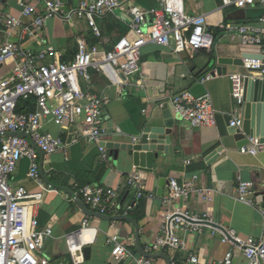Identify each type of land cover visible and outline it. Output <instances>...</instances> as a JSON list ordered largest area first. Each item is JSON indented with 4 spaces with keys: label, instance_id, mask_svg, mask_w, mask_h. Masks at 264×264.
I'll list each match as a JSON object with an SVG mask.
<instances>
[{
    "label": "crops",
    "instance_id": "crops-1",
    "mask_svg": "<svg viewBox=\"0 0 264 264\" xmlns=\"http://www.w3.org/2000/svg\"><path fill=\"white\" fill-rule=\"evenodd\" d=\"M30 1L3 0L2 6L12 16L18 17L19 2ZM67 1L70 7H75L83 0ZM120 1L124 4L133 2L147 10L160 5V0ZM185 9L189 15L205 16L214 40L211 50L176 53L173 42L168 46L149 44L142 49L141 69L135 76H122L113 82L105 75L92 71L90 80L80 77L79 84L108 102L102 118L108 143L134 142L154 117L162 124V105H168L172 113L171 98L184 91L195 96L206 93L212 96L217 112L216 125L191 128L188 122L173 116L176 121L171 135L174 154L160 153L154 173L142 172L146 186L143 197H139L138 191L127 184L130 174L137 171L132 154L107 149L108 161H102L98 147L81 136L82 124L73 126L71 143L69 136L72 126L61 128L52 123L44 125L43 130L55 138H61L64 147L53 155H45L43 168L48 180L74 193L76 186L113 188L116 198L106 215L132 218L139 227L140 242L146 252L151 251L157 239L164 234L163 226H166V233L182 239L184 246L153 254H168L173 264H180L190 256H197L200 264H219L229 254L232 264H248L242 243L248 238L260 237L264 227V214L261 211L264 208V151L255 156L242 154L236 139L229 135L225 117L233 115L235 100L228 77L245 74L246 70L243 66H229L227 75L220 76L217 59L240 58L242 50L240 40H232L221 26L255 23L264 11L259 6L223 8L221 0H185ZM97 22L101 35L98 39L86 24L52 19L41 35L42 44L33 42L30 46L34 50H52L57 53V60L70 62L79 51V39L99 44L108 51L120 39L134 38L129 28L130 15L125 9L106 14ZM54 61V58L48 57L45 64L50 65ZM208 73L215 74L214 78L201 84L200 80ZM219 148L222 151L218 158L213 162L208 161ZM28 172L29 161L22 160L11 185L24 186L32 193L39 192L38 185L28 179ZM172 178L178 180L180 185L191 184L193 191L186 200L165 204ZM240 178L254 185L250 197L252 203L238 200ZM161 179H166L163 196L158 193ZM151 194L152 197L149 196ZM178 206L193 213H208V219L203 222L220 228L199 224L201 231L195 233L173 229L164 221L166 214L174 212ZM86 217L67 192L57 189V192L44 195L38 220L39 229L51 226L53 230V237L45 245V255L50 264H74L69 239L75 240L84 249L91 248L90 257L78 264H141L142 256L135 242L137 230L133 223L89 217L90 227L80 232ZM113 236L127 243L130 252L127 258L121 259L112 254L113 246L108 241ZM224 236H228V242H223ZM151 260V264H168L164 259Z\"/></svg>",
    "mask_w": 264,
    "mask_h": 264
},
{
    "label": "built area",
    "instance_id": "built-area-1",
    "mask_svg": "<svg viewBox=\"0 0 264 264\" xmlns=\"http://www.w3.org/2000/svg\"><path fill=\"white\" fill-rule=\"evenodd\" d=\"M0 0V134L24 133L46 156L64 147L61 138L53 137L43 130L48 123L61 128L82 124L80 134L89 143L98 147L102 161H108V133L102 118L107 100L90 90L83 89L77 79L79 75L90 80L91 73H100L115 82L120 77H133L140 72L142 49L154 44L168 46L174 43L176 53L211 50L213 35L208 30L205 16H192L186 12L185 0H160L157 8L147 10L131 2L120 0H83L70 7L67 0H32L19 2L20 15L12 16L4 10ZM223 8L245 9L259 6L264 11V0H221ZM125 9L130 15L129 28L134 38L117 41L106 51L99 44H90L79 39V51L70 62L57 60L52 50H34L30 44H42V33L52 19H62L75 24H86L95 38H100L98 19L116 10ZM232 40L239 39L243 47H258L263 59H245V74L229 76L235 109L231 126L242 125V108L245 103V80L248 77L264 79V12L252 24H229L221 26ZM55 61L46 65L45 60ZM260 72H251V71ZM208 73L200 83L211 80ZM35 99V111L19 113L20 102ZM175 118L189 123L191 128L214 127L216 110L212 96L206 93L195 96L189 91L181 92L170 100ZM164 107V105H162ZM138 140L134 139V141ZM264 151V144L251 140L240 148L242 154L257 155ZM29 161L28 179L37 184L39 192L32 193L24 186L13 187L11 180L22 160ZM127 184L143 197L146 190L142 172L130 174ZM170 194L164 203L186 200L193 191L191 184L180 185L178 180H169ZM254 185L239 179L238 200L252 203L250 198ZM57 189L44 182L40 174V156L32 142L24 137H4L0 140V264H50L45 255V245L53 237L51 226L39 229L38 210L46 193ZM75 194L93 211L107 214L116 198V191L104 186L75 187ZM149 196H153L152 194ZM264 214V208L261 209ZM208 219V213H193L186 208L176 207L168 212L164 223L175 230L195 233L201 231L199 224ZM171 222V223H169ZM90 218L82 222L83 232L90 227ZM151 247V254L167 248L184 246L182 239L166 233ZM235 234V232H232ZM224 236L223 242H228ZM108 243L113 246L112 254L121 259L130 255L127 243L113 236ZM69 251L74 264L85 260L84 247L69 239ZM242 251L248 264H264V227L260 237L248 238L242 243ZM148 252V253H150ZM152 260L141 257V264ZM231 254L219 264H232ZM180 264H200L197 256H190Z\"/></svg>",
    "mask_w": 264,
    "mask_h": 264
},
{
    "label": "water",
    "instance_id": "water-1",
    "mask_svg": "<svg viewBox=\"0 0 264 264\" xmlns=\"http://www.w3.org/2000/svg\"><path fill=\"white\" fill-rule=\"evenodd\" d=\"M259 53L258 47H243L241 50V57L236 59L231 58H219L217 59V72L218 75H227V68L229 66H243L245 59H263L257 55ZM251 72H260L251 71ZM215 76V74H212ZM232 90V84H231ZM235 108V101H234ZM163 123L160 124L157 118H152L148 126L143 130L142 135L138 140L130 143H113L106 142L102 146L108 150L123 151L132 154V162L137 171L144 172L146 174L154 173V166L156 160H158L160 153L167 155H173V144L171 135L173 134V128L176 124L175 119L168 105L163 107L162 111ZM233 120L232 115L225 117L226 125L228 127L229 135L233 136L238 142V147L241 148L250 143L251 140H258L264 144V79L248 77L245 80V103L242 108V125L240 127L231 126ZM74 127L70 128L69 143L73 140ZM4 137H24L29 139L33 146L37 149L40 156V174L47 185L53 188L70 194L78 208L88 217L99 218L111 222H130L136 227V246L140 256L148 259H164L168 264H173L168 254H151L145 251L140 242L139 227L135 221L128 216H108L95 211L90 210L83 201L73 192L62 186L54 184L48 180L45 175L43 163H44V152L36 146V144L24 133H7L0 134V139ZM222 148L214 151L208 158V161L213 162L218 158ZM166 185V179H161L159 183V195L163 196L164 187ZM190 223L204 224L214 228H220L219 226L209 222H193L192 220L186 219ZM171 223V222H169ZM91 248L87 247L84 249L85 258L90 257Z\"/></svg>",
    "mask_w": 264,
    "mask_h": 264
},
{
    "label": "trees",
    "instance_id": "trees-1",
    "mask_svg": "<svg viewBox=\"0 0 264 264\" xmlns=\"http://www.w3.org/2000/svg\"><path fill=\"white\" fill-rule=\"evenodd\" d=\"M36 102L35 99L29 101L20 102L18 106L19 113H29L35 111ZM1 140V139H0Z\"/></svg>",
    "mask_w": 264,
    "mask_h": 264
},
{
    "label": "rangeland",
    "instance_id": "rangeland-1",
    "mask_svg": "<svg viewBox=\"0 0 264 264\" xmlns=\"http://www.w3.org/2000/svg\"><path fill=\"white\" fill-rule=\"evenodd\" d=\"M4 10H5V9H4ZM77 79H78V82H79V79H80V76H79V75L77 76Z\"/></svg>",
    "mask_w": 264,
    "mask_h": 264
}]
</instances>
